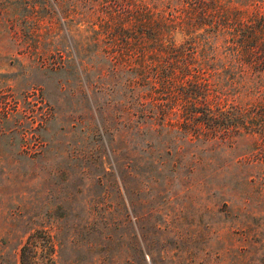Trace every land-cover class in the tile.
<instances>
[{"label":"rangeland","instance_id":"rangeland-1","mask_svg":"<svg viewBox=\"0 0 264 264\" xmlns=\"http://www.w3.org/2000/svg\"><path fill=\"white\" fill-rule=\"evenodd\" d=\"M0 7L17 106L0 114V264L37 229L54 264H264V139L166 132L133 114L128 73L83 50L67 0Z\"/></svg>","mask_w":264,"mask_h":264},{"label":"trees","instance_id":"trees-1","mask_svg":"<svg viewBox=\"0 0 264 264\" xmlns=\"http://www.w3.org/2000/svg\"><path fill=\"white\" fill-rule=\"evenodd\" d=\"M67 1L88 26L83 50L128 73L133 114L188 139H264V0ZM16 109L0 93V114ZM53 252L51 236L34 230L18 264H54Z\"/></svg>","mask_w":264,"mask_h":264}]
</instances>
